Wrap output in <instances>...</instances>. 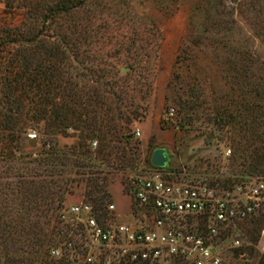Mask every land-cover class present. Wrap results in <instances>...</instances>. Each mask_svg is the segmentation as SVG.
<instances>
[{"label":"rangeland","instance_id":"374dc122","mask_svg":"<svg viewBox=\"0 0 264 264\" xmlns=\"http://www.w3.org/2000/svg\"><path fill=\"white\" fill-rule=\"evenodd\" d=\"M55 2L0 0L1 104L21 106L22 126L13 152L3 147L8 141L0 137V150H4L0 151V173L13 171L14 159L42 158L41 152L52 145L62 150L79 148L80 128L70 124L54 130L48 127L53 126L48 119L42 120L44 108L54 118L60 107L52 103L64 101L56 97L58 81L46 82L50 58L40 50L54 43L61 69L73 76V83L98 94L100 89L122 132L131 133L128 147L134 146L137 156L133 167L101 164L103 172L82 169L85 174L61 176L81 179L72 182L74 192L65 195L59 209L62 220L72 226L68 235L80 244L74 254L88 252L84 248L87 237L76 231L78 220L69 212L73 205L89 200L82 193L85 176H106L109 194L104 201L114 205L110 214L114 222L145 218V212L133 206L130 194L135 181L150 171L144 160L156 147L168 150L169 161L160 171L170 181L220 182L230 187L251 176L248 170L264 176V164L250 169L233 160L237 140H245L244 132L246 137L257 136L249 150L264 153V0H71L76 6L72 15L44 20ZM58 32L60 37L55 38ZM18 37L36 38L24 49L23 43L13 45ZM13 60L20 66L16 72L26 67L30 76L12 81L11 99L3 95L6 82L15 76L6 70ZM99 75L103 79L96 80ZM41 93L47 97H39ZM31 131L37 132V138L28 137ZM102 133L94 130L88 140L94 153L106 141ZM112 141L124 144L114 137ZM227 236L224 246L233 237L243 244L244 256L237 264H264V204L232 225ZM62 245L52 240L49 249L63 250ZM91 249L97 254L96 264H104L106 252ZM174 264L185 263L177 260Z\"/></svg>","mask_w":264,"mask_h":264},{"label":"trees","instance_id":"16d2710c","mask_svg":"<svg viewBox=\"0 0 264 264\" xmlns=\"http://www.w3.org/2000/svg\"><path fill=\"white\" fill-rule=\"evenodd\" d=\"M75 10L76 6L71 3V0H56L44 13V20L67 14L72 15ZM22 35L20 34V36ZM19 37L13 39V45L17 43L19 45L22 43L24 45L26 43L33 44L32 41L36 38L27 37V39L21 40ZM58 37H60L59 32L55 38ZM26 48L30 47L26 45L24 49ZM40 50L45 52L47 58H50V64L46 67V77L48 78L46 82L50 83L57 80L59 90L58 92L55 91L56 97L65 98H60L64 100L61 104L58 101L52 103L58 104L60 107L59 113L54 118H51L50 112L47 114L48 110L44 108L41 111L42 120L47 122L46 119H48V123L53 125H48V127H54V130H61L73 124L75 128L81 129L82 139L77 141L79 148L74 146L75 149L62 150L57 145H52L49 149H44L41 152L43 157L40 159H14V163L10 164L13 171H5L6 174L0 173V178L16 176L15 179L0 180L1 264H68L70 258L76 255L74 252L79 251L76 247L80 244L68 235V230L72 226L62 220L59 209L65 195L74 192L72 182L78 180L79 183L81 179L74 175L61 176L65 175L66 172L85 174L86 172H83L82 169H87L92 173L103 172L104 169L100 167L101 164L108 167L127 168L133 167L134 163L137 162V156L133 155L134 146L128 147L132 137L131 133L122 132V128L110 113L109 106L104 103L100 89L98 94L95 89L92 92L88 89L85 91L77 83H73V76L68 77L66 70L61 69L62 63L56 55L59 53V48L55 43L47 48L40 47ZM17 64L18 62L13 60L11 66L6 68L8 74L16 76L6 82V90L3 95L11 96V99H13L14 93L12 81H20L22 75L30 76V70L26 67L23 72H16V68H20ZM96 78V80L98 78L103 79L101 75ZM61 80L64 81L61 82ZM69 82L71 83L66 86ZM102 83L108 84L105 80ZM108 90L111 91V89ZM41 96L47 97V94L42 95L41 93L39 97ZM1 101L2 97H0V115L2 114L3 118L0 119V129L6 132H0V137L6 138L8 141L3 147L13 152L12 148L19 143L18 137L22 131L18 117L21 106L13 103L2 105ZM244 121L246 122V119ZM94 130L103 132V139H106L100 147H97L98 149L96 148L97 153L91 150L88 142L93 137L92 131ZM243 134L242 137L245 140L244 142L237 140L235 146L237 153L233 160L237 161L238 165L255 169L259 164H264V153L258 152L256 149L249 150L257 136L246 137L245 132ZM113 137L124 144H113ZM150 156L151 154L147 155L144 160L148 169L159 171L165 169V167H154L150 162ZM246 172L251 176L261 175L249 170ZM105 179L106 176L83 177L82 193L89 200L81 202L90 203L99 217H106L107 215L105 207L108 204L104 200L109 193L105 189ZM61 223L64 224L61 225ZM239 223L240 221L236 224ZM76 225V231H81L82 224L78 222ZM52 240L63 243L61 247L64 251L61 249L62 256L59 258H53L48 254L49 243ZM73 248L77 250L75 249V251ZM70 249L73 250L70 251Z\"/></svg>","mask_w":264,"mask_h":264},{"label":"built area","instance_id":"2783aa9c","mask_svg":"<svg viewBox=\"0 0 264 264\" xmlns=\"http://www.w3.org/2000/svg\"><path fill=\"white\" fill-rule=\"evenodd\" d=\"M28 137L37 138V132ZM130 196L133 206L145 212L139 222H114L112 203L106 217H99L88 202L70 208L82 224L88 252L71 257L68 264H96L93 246L106 252L104 264H237L244 256L240 238L225 246L223 242L232 225L263 206L264 176L226 187L220 182L170 181L161 171L150 170L135 181ZM49 252L53 258L62 256L58 247Z\"/></svg>","mask_w":264,"mask_h":264},{"label":"water","instance_id":"95a60500","mask_svg":"<svg viewBox=\"0 0 264 264\" xmlns=\"http://www.w3.org/2000/svg\"><path fill=\"white\" fill-rule=\"evenodd\" d=\"M169 161V153L165 147H156L151 153L150 162L154 167H163Z\"/></svg>","mask_w":264,"mask_h":264}]
</instances>
